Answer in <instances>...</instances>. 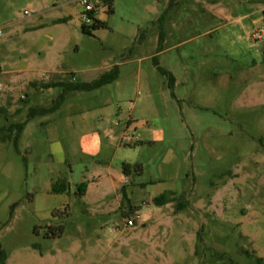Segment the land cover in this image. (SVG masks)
I'll return each mask as SVG.
<instances>
[{
	"label": "rangeland",
	"instance_id": "obj_1",
	"mask_svg": "<svg viewBox=\"0 0 264 264\" xmlns=\"http://www.w3.org/2000/svg\"><path fill=\"white\" fill-rule=\"evenodd\" d=\"M93 1L106 27L86 33L79 0H0V134L25 122L28 107L64 98L27 124L18 148L0 140L5 264L264 259V34L253 37L264 31L260 1ZM115 66L118 80L91 91L28 86L81 84ZM25 93H34L26 103ZM86 132L100 135L105 156L81 153ZM59 145L71 149L66 161ZM108 167L126 179L120 201ZM62 183L68 191L53 195ZM169 192L174 201L154 203Z\"/></svg>",
	"mask_w": 264,
	"mask_h": 264
},
{
	"label": "trees",
	"instance_id": "obj_2",
	"mask_svg": "<svg viewBox=\"0 0 264 264\" xmlns=\"http://www.w3.org/2000/svg\"><path fill=\"white\" fill-rule=\"evenodd\" d=\"M113 1L114 0H105V4L109 6L112 4ZM260 3L264 4L263 0H261ZM100 27H106V24L102 23V22H98L97 19L95 18L94 24L92 26L83 25V30L86 33H90V29H97ZM154 62H155V65L158 67V70L163 75H165L169 78L170 87L173 88V84H174L173 76L168 71L161 68L156 59L154 60ZM118 78H119V68H118V66H115L111 70L102 73L98 79H96L90 83L65 84L62 81H58V82L49 83L46 85L41 84L40 87L42 89H50L52 87H63L66 90L79 91V92L82 91L83 92V91L95 90V89L101 88L103 86L110 85V84L114 83L115 81H117ZM35 86H38V85L35 84ZM23 100H25V99H23ZM63 101H64V98H60V100H58L55 103V105L49 109L30 107L28 109L27 120L23 123H12L7 128H3V132L0 134V140H2L3 142H6L7 140H13L15 147L18 148L19 140H20V137L24 131L26 124L38 116H45L49 113L55 112L56 110L59 109V107L61 106ZM23 102L26 103V101H23ZM5 112H6L5 108H0V114H4ZM123 170H124V173L126 175H128L130 173L131 168L129 165H125ZM52 191L54 193H66L68 191V185L65 183H62V185L54 184ZM86 191H87V185L86 184H81L80 186H78V193L81 196H84ZM121 192H122L123 196L126 198L127 197L126 187H122ZM175 198H176V193L169 192V193H165V194L155 198L154 203L158 206H163V205H166V204L174 201ZM179 207H180V209H182L185 206L180 205ZM56 213H58V211L55 212V215H56ZM125 217H128V215L125 214ZM50 229L52 230L53 227H50ZM63 229H64V226L59 227L58 232L52 233L51 235H49V237H60L62 235ZM0 254H1L0 264H5V254H3V252H0ZM255 262H256V264H264V259L261 257H257V258H255Z\"/></svg>",
	"mask_w": 264,
	"mask_h": 264
},
{
	"label": "crops",
	"instance_id": "obj_3",
	"mask_svg": "<svg viewBox=\"0 0 264 264\" xmlns=\"http://www.w3.org/2000/svg\"><path fill=\"white\" fill-rule=\"evenodd\" d=\"M204 1H207V2L211 3L210 2L211 0H204ZM214 1H215V3H217L216 0H214ZM259 5L261 6V10L264 12V4H261L260 3ZM98 14H99V10L97 9L96 19L98 17ZM257 22H259V19L258 20H255L254 21V24H257ZM107 71H109V70H107ZM107 71H105V72H107ZM100 75L99 76H89L88 79H86V81L84 83H90V82L98 79L100 77ZM54 82H58V80L56 78H52L48 82H44V83H38V82H34V81H28V86L30 88H32V90H35L36 91V90H41L42 89L40 87L41 84H45L46 85V84L54 83ZM35 84H37L38 86H35ZM30 96H32V97H30ZM33 96H34V93H30V94L29 93H25L23 95V97H25V98H23L21 96L20 99H22V100L25 99L26 102L27 101L29 102L30 99L33 98ZM28 108H30V107H28ZM27 124H26V126H27ZM26 126L24 128V131L26 130ZM50 126L47 127V128L49 129V131H50L51 135L53 136V138H56L57 137V135H56V129H54V128L50 127ZM24 131H23V133H24ZM80 148H81L80 149L81 150V153L83 155L87 156V157H94V156L100 157V156H105L104 144L102 142V139H101L100 135L97 134V133H89V132L87 133L86 132L83 135H81V138H80ZM68 150H70L69 152H71V149H68ZM67 151L64 150V148L62 146L59 145L58 148H57V151H56L57 152L56 153V156L60 157V159L62 161H66V155L68 154ZM109 174L112 177L111 178V180H112L111 186H112V189L114 190V192L116 194V200L117 201H120L121 198L122 199L125 198L123 196L122 192H121V189H122V187H126V184H125L126 183V179H124L122 176H113L112 171H111L110 168H109ZM88 188H89V185H87V191H86V193H85L84 196L87 195ZM119 190H120V192H119ZM52 193H53V195H57V196L58 195H64L65 194V193H54L53 191H52Z\"/></svg>",
	"mask_w": 264,
	"mask_h": 264
},
{
	"label": "built area",
	"instance_id": "obj_4",
	"mask_svg": "<svg viewBox=\"0 0 264 264\" xmlns=\"http://www.w3.org/2000/svg\"><path fill=\"white\" fill-rule=\"evenodd\" d=\"M80 5L83 8V12L81 14L82 19L86 26H92L94 24V20L96 18V13L98 6L93 0H79ZM240 2H248L250 0H236ZM261 1V0H259ZM264 31L261 29H256L253 37L255 40H261L263 38ZM75 80V79H73ZM128 227H134L135 222L133 220H128L127 222Z\"/></svg>",
	"mask_w": 264,
	"mask_h": 264
}]
</instances>
